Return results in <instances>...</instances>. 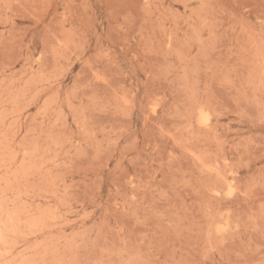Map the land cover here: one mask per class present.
<instances>
[{"label": "rangeland", "instance_id": "374dc122", "mask_svg": "<svg viewBox=\"0 0 264 264\" xmlns=\"http://www.w3.org/2000/svg\"><path fill=\"white\" fill-rule=\"evenodd\" d=\"M0 264H264V0H0Z\"/></svg>", "mask_w": 264, "mask_h": 264}, {"label": "bare ground", "instance_id": "6f19581e", "mask_svg": "<svg viewBox=\"0 0 264 264\" xmlns=\"http://www.w3.org/2000/svg\"><path fill=\"white\" fill-rule=\"evenodd\" d=\"M228 185H229V184H228ZM229 187H230V186H229ZM229 187H228V188H229ZM230 188H231V187H230ZM230 190H232V188H231ZM218 229H219V228H218Z\"/></svg>", "mask_w": 264, "mask_h": 264}]
</instances>
